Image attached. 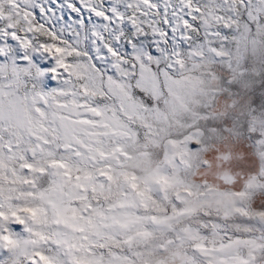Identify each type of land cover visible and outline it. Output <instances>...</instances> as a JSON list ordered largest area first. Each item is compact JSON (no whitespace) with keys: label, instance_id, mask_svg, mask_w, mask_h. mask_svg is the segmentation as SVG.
I'll return each instance as SVG.
<instances>
[{"label":"snow or ice","instance_id":"obj_1","mask_svg":"<svg viewBox=\"0 0 264 264\" xmlns=\"http://www.w3.org/2000/svg\"><path fill=\"white\" fill-rule=\"evenodd\" d=\"M0 264H264V0H0Z\"/></svg>","mask_w":264,"mask_h":264}]
</instances>
